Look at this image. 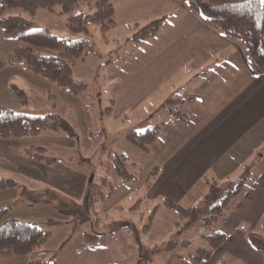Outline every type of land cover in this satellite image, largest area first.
Here are the masks:
<instances>
[{
	"label": "crops",
	"instance_id": "1",
	"mask_svg": "<svg viewBox=\"0 0 264 264\" xmlns=\"http://www.w3.org/2000/svg\"><path fill=\"white\" fill-rule=\"evenodd\" d=\"M111 3L115 24L127 30H136V26L152 18L169 14L154 35L127 49L115 61L110 60L107 66L109 75L118 78L112 92V112L137 107L144 94H148L156 96L151 97L156 105L150 109L152 117L147 122L151 125L162 122L148 152L131 144L142 167L139 180L132 185V204L139 205L143 201L160 204L166 197L182 206H191L208 192L212 178L226 181L245 175L241 189L228 201L224 218L214 221L217 224L212 231L221 230L227 238L200 264L217 261L264 264V256L245 237L246 230L259 231L264 224V74L251 69L246 48L239 41L190 10L186 0H111ZM8 55H11L9 50ZM11 61H17L14 54L13 59L2 63L12 64ZM172 97L184 100V121L159 108ZM41 135L0 137V175L14 177L15 182L27 190L35 191L46 185L79 199L86 188L87 173L73 171L58 162L45 164L21 153L27 146L74 147L73 140L48 136L50 140L43 141L45 136ZM253 156L256 158L252 159ZM249 162L258 164L253 175L247 165ZM156 166L157 174L151 186L145 188V195L135 192L136 187L142 189V181ZM57 167L67 186L54 182L59 175L51 171ZM18 178L23 182L19 183ZM27 182L34 184L26 185ZM126 187L109 193L105 205H119L129 194ZM3 191H0V207L18 199V187ZM19 197L24 199L25 195ZM159 208L160 205L149 227L153 226ZM10 215L32 219L28 212L12 211ZM96 236L90 242L83 238L82 245L74 251L77 255L82 253V257L77 256L71 264H105L103 261L108 256L111 259L113 254L114 260L118 257L109 246L100 244L96 248L93 244L103 237ZM114 240L112 237L111 241ZM0 255L2 260L10 257V262L12 259L10 254ZM114 260L109 264H121Z\"/></svg>",
	"mask_w": 264,
	"mask_h": 264
},
{
	"label": "rangeland",
	"instance_id": "2",
	"mask_svg": "<svg viewBox=\"0 0 264 264\" xmlns=\"http://www.w3.org/2000/svg\"><path fill=\"white\" fill-rule=\"evenodd\" d=\"M80 9L84 13L88 12L84 6L73 9L72 13ZM56 10H59V6H56ZM16 12L23 14L19 10ZM67 16L68 13L57 14L46 9H37L33 16V23L28 28L17 30L11 36L3 33L0 28V58L2 61L13 59L14 47L22 45V42L15 37L19 33L32 29L44 27L58 36L71 39L84 38L87 43L93 45L95 52H88L74 61L72 78L75 82L86 83L85 87L77 92H72L28 69L21 60L11 61L12 64L2 63L0 65V106L37 115L57 114L65 119L73 129L75 140L62 127L59 130L44 129L40 134L45 136L42 137L43 141H49L48 136H60V140H73L74 147L52 145L49 146L50 148H46L45 154L56 157L55 163H61L73 171L87 173L88 180L91 178L99 180L100 177H106L115 189L128 186L126 188L129 190L127 191L129 194L124 196L122 202L117 206L105 205V200L108 198L106 195L89 211V218L83 221H76L78 218L57 213L48 202L41 201L38 197L34 199L28 197L26 194L28 191L24 194V199L20 198L11 203L8 201L5 206L9 208V214L12 211L15 213L17 211L28 212L32 217L31 220L41 223V228L48 231L49 234L41 247L31 250L26 255L10 254L12 256L10 262L8 261L10 257L2 260L0 255V263L24 264L28 260L46 259L54 261L53 264H71L77 256L82 257V253L77 255L74 251L79 245H82L83 238L86 240V234H99L103 237H100L93 245L96 248L100 244L109 246L111 252L118 254L115 260L112 254L111 259L120 261L121 264H189L187 255L194 254L198 246H208L200 235L204 232H211L217 223L213 222L205 229L196 227L177 229L175 221L178 219V212L173 208L164 207L160 203L158 204L160 208L155 213V222L152 227L147 229L145 225L148 223V216L152 213L155 203L143 201L139 205L132 204V185L136 182L120 183L113 167L115 155L123 153L128 162L133 161L140 165V169L136 171L128 164V170L137 172L135 181L139 180L142 167L136 160V154L131 144L140 151L142 149L130 142L125 134L129 129L142 130L151 125V122H147V120L152 117L153 111L150 109L156 105V100L151 99L156 96L144 94L145 96L137 107H128L116 114L112 112L114 109H111L114 103L112 92L118 78H112L109 75L107 66L110 64V60L115 61L127 49L140 44L141 41L135 44L128 39L136 30H127L115 24L110 29L102 31L96 24L88 22L86 23L88 30L86 33L75 32L66 25ZM8 50L11 55H8ZM37 50L41 53L53 52L46 48ZM21 68L24 69V72L21 71ZM3 79L9 81L4 82ZM10 84L24 90L28 101L26 105H20L13 90L10 89ZM107 110L110 111L107 112ZM101 111H103L102 116L100 115ZM156 116L158 118V114ZM255 158L256 156L252 157V159ZM247 165L250 167V174L253 175L258 164L249 162ZM60 170L57 167L51 171V173L56 172L59 175L57 179H54V182L67 186L66 179L62 178L63 174L59 172ZM51 173L48 175L51 176ZM147 177L148 174L142 181L144 182L142 189L136 187L135 192L145 195ZM17 181L23 182L19 178ZM151 181L152 184L154 178ZM27 183L29 184L26 185L34 184ZM208 184L211 186V183ZM46 187L44 185L39 190H44ZM127 222L129 223L127 224ZM112 231L113 233H111ZM110 234L112 236H109ZM152 235L155 237L154 239H152ZM112 237L115 238L114 241H111ZM171 240H190V243L169 247L167 244ZM111 259L108 256L103 262L109 264Z\"/></svg>",
	"mask_w": 264,
	"mask_h": 264
},
{
	"label": "trees",
	"instance_id": "3",
	"mask_svg": "<svg viewBox=\"0 0 264 264\" xmlns=\"http://www.w3.org/2000/svg\"><path fill=\"white\" fill-rule=\"evenodd\" d=\"M186 5L223 33L239 41L246 48L247 62L251 69L257 74H264V3L261 0H186ZM56 6H59V10H56ZM84 6L88 10L87 13H84L82 9L72 13L73 9ZM37 9H46L57 14L68 13L66 25L75 32L86 33L88 22L96 24L102 31L115 25L111 0H0V28L3 33L11 36L17 30L28 28L33 23V16ZM168 15L163 14L152 18L141 26L135 25L136 31L128 39L137 44L146 37L154 35ZM15 39L22 42V45L14 47V58L23 61L28 69L72 92L85 87L86 83L75 82L72 78L74 61L88 52H95L93 45L87 43L84 38L71 39L58 36L47 28L41 27L19 33ZM39 48L50 49L53 52L41 53L37 50ZM10 89L13 90L20 105L27 104L22 88L10 84ZM183 101L181 97L168 98L159 105V108L184 121L186 116L182 111ZM161 125L162 122L149 125L142 130L129 129L125 137L147 152L150 144L157 137ZM61 127L70 137L74 136L69 123L57 114L37 115L0 106L1 138L36 136L44 129L59 130ZM45 150L44 146H27L21 150V153L45 164L54 163L57 158L45 154ZM113 160L114 171L120 183L137 179V172L128 170V164L136 171L140 169L137 162H128L123 153L116 154ZM156 174L157 166L148 173L145 188H148ZM244 180L245 175L226 181L212 178L209 180L211 186L208 192L199 202L191 206H182L166 197L161 203L178 212V219L175 221L177 229L183 227L205 229L215 220L224 218L228 201L236 196ZM15 187L19 189L18 199L28 191L26 193L28 197L33 199L38 197L41 201L52 205L57 213L78 218L76 221L88 219L89 211L95 204L115 189L106 177H100L99 180L91 178L87 181L82 196L76 199L51 186L42 189L43 191L27 190L18 185L14 179L0 175V190ZM157 205L156 203L153 206L152 213L148 216V223L145 225L147 229ZM8 211L9 208L6 206L0 208V254L26 255L31 250L41 247L49 234L41 228V223L10 215ZM96 237V234H86V242ZM200 237L207 242L208 246H198L194 254L188 255L189 264H200L208 259L213 250L225 241L227 234L221 230H214L209 233L204 232ZM245 237L247 242L264 256V224H261L259 231L246 230ZM189 243L190 240H171L167 246ZM53 263L54 261L46 259H36L28 260L25 264ZM215 264L224 263L217 261Z\"/></svg>",
	"mask_w": 264,
	"mask_h": 264
},
{
	"label": "snow or ice",
	"instance_id": "4",
	"mask_svg": "<svg viewBox=\"0 0 264 264\" xmlns=\"http://www.w3.org/2000/svg\"><path fill=\"white\" fill-rule=\"evenodd\" d=\"M262 3H264V0H261Z\"/></svg>",
	"mask_w": 264,
	"mask_h": 264
}]
</instances>
